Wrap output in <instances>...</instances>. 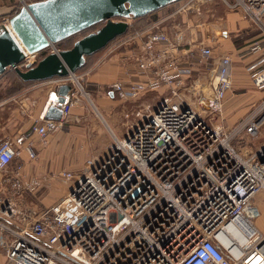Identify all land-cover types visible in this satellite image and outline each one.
Masks as SVG:
<instances>
[{
  "label": "built area",
  "instance_id": "obj_1",
  "mask_svg": "<svg viewBox=\"0 0 264 264\" xmlns=\"http://www.w3.org/2000/svg\"><path fill=\"white\" fill-rule=\"evenodd\" d=\"M196 2L186 0L176 13ZM223 2L259 24L237 55L264 92V0ZM118 38L113 50H126L118 57L126 81H115L108 93L127 102L155 93L161 101L122 138L112 133L107 152L87 159L79 173H58L66 194L37 212L17 205L43 185L25 168L87 97L85 75L68 72L48 81L52 96L67 87L60 120L36 119L14 140H0V251L6 263L264 264V233L254 226V198L264 191V143L252 149L264 130V98L228 129L217 122L232 87L230 56L216 59L214 67L210 47L180 49L158 23ZM38 55L9 71L33 68ZM196 69L202 76L191 88Z\"/></svg>",
  "mask_w": 264,
  "mask_h": 264
},
{
  "label": "rangeland",
  "instance_id": "obj_2",
  "mask_svg": "<svg viewBox=\"0 0 264 264\" xmlns=\"http://www.w3.org/2000/svg\"><path fill=\"white\" fill-rule=\"evenodd\" d=\"M13 1L14 2L12 3H15L14 5L16 8L22 6V1L25 4L29 3L27 0ZM199 1V11L194 9L192 10V13L196 16L201 14L199 17L203 19L202 22L215 24L216 28L213 32L221 31L224 34H228V32L231 31L229 28L230 22L228 20L230 15L233 17L237 16L239 18L237 24L239 22H246L249 25L246 30L240 33L241 35L239 38H232V44L236 49L247 46L252 41V38L258 34L259 24H254L240 9H228L223 0ZM175 7L176 6L171 7V10L168 9L166 12L164 11L166 9H164L159 12L158 15L161 16V14H169ZM5 18L6 17H0V25H3L2 22ZM145 22L146 20L136 23L134 21H128L129 31L126 34H132L133 32L138 31L145 25ZM262 23H264V17L262 19ZM80 38L82 37L80 36L78 39ZM120 40L121 39L119 38L115 39L101 51L96 52L88 58L86 57L84 67L81 68L80 71H76L77 75H85L83 77L82 85L85 93H87V97L82 99L80 107L71 109L69 120L55 135H59L61 137L59 138V141L62 143L61 145L65 152L59 156V160L61 164L68 162V166L58 169H36L34 166L36 163L35 161H33L35 163L32 162L33 164H29L25 168L27 171L26 173L41 179L43 182V185L38 193L27 196L29 202H33L41 207H48L60 201V199L66 194L67 186L57 178L58 173H75L79 171L78 169L84 168L87 159L91 157L103 156L113 142L112 133H114L117 137L122 138V136L129 133L131 128L129 126L131 124H135L145 114L154 110V108H156L158 103L161 101V97H157L155 93L146 94L135 101H122L116 95H107V85H97L95 83H91V80L95 79L99 70L106 67L109 68L110 65L106 66V64H113L115 59H118L121 54L125 53L126 50H124V48L113 50V48H115V44ZM227 44L230 45L228 40H222L218 47L221 46L222 49H225ZM218 47H215L214 49H217ZM57 50L61 51L64 49L57 48ZM45 52L49 54L51 53V50L47 49ZM40 59L41 57L38 55L35 61L38 62ZM233 61L232 87L226 95L222 117L217 122V124L219 122L223 123V125L228 129H233L239 121L245 119L251 112L252 107L257 105L260 97L259 91L255 88L250 77L245 71L243 59H241L236 53L233 57ZM22 63H24V60L21 64ZM24 66L17 70L21 72L27 71L24 70ZM7 72L9 74H6V76L0 79V103H4L10 99L20 98V91L34 84L31 82L25 86H20V88H18V85H10L11 82L8 80L11 81L13 75L17 76V74L15 71L8 70L5 73ZM117 80L119 79L116 78L112 81L110 80L108 83L111 84ZM2 118H6V116L2 115ZM50 141L45 149L49 147ZM257 147H259V138L253 142L252 149Z\"/></svg>",
  "mask_w": 264,
  "mask_h": 264
},
{
  "label": "water",
  "instance_id": "obj_3",
  "mask_svg": "<svg viewBox=\"0 0 264 264\" xmlns=\"http://www.w3.org/2000/svg\"><path fill=\"white\" fill-rule=\"evenodd\" d=\"M183 0H40L19 8H0V77L26 56L40 54L60 42L92 27L102 25L77 40L68 50L49 53L31 69L15 73L23 82H45L63 78L85 64V58L104 49L126 34L127 20H136ZM67 87H60L57 99L44 119L59 121L60 104Z\"/></svg>",
  "mask_w": 264,
  "mask_h": 264
},
{
  "label": "crops",
  "instance_id": "obj_4",
  "mask_svg": "<svg viewBox=\"0 0 264 264\" xmlns=\"http://www.w3.org/2000/svg\"><path fill=\"white\" fill-rule=\"evenodd\" d=\"M28 2H36L40 0H27ZM186 0L180 1L178 3L172 4L165 7V12L171 7L176 6L169 14H164L160 16L154 23H158L159 27L162 31H165L170 38L173 40H178L181 43L180 49H190L194 50L199 43H203L206 46L210 47L214 54V59L212 61V65L215 67L216 59L220 58L223 55L230 56L232 59V70H233V57L237 53L235 46L232 44V38H236L242 31L246 30L249 25L246 22H237L239 18L233 17L230 15L228 19L230 22L229 28L231 31L228 34H224L221 31H215L216 25L212 23L202 22V18L199 15H195L192 13V10L199 9V0L192 6L191 10L182 13H176L177 10L184 4ZM199 1V2H198ZM13 0H0V8H11L15 7V3ZM13 4V5H12ZM174 5V6H173ZM199 11V10H198ZM200 13V12H198ZM132 21V20H131ZM229 41L230 45L227 44L225 49H222L221 46L218 45L221 41ZM218 47L217 49H214ZM116 58V57H115ZM106 67L96 74L95 79L91 80V83H95L97 85H107L108 81H112L113 79L125 80L126 76L124 75V69L119 63L118 59H115L113 64H106ZM213 67V68H214ZM197 70V69H196ZM194 72L192 80H190L191 88H196L195 79L200 78L202 74L198 72V70ZM133 79L139 76L136 73V70L133 69L132 73ZM209 80L212 79V75L208 76ZM207 79V78H206ZM118 81V80H117ZM114 83V82H113ZM111 83V84H113ZM110 84V85H111ZM108 92V91H107ZM259 101L264 98V92H260ZM107 95L111 96L113 94L107 93ZM20 98L10 99L5 101L4 103H0V140H14L15 137L23 131H26L32 123L36 119H43L44 114L47 108L51 105L52 100V87L47 82H35L32 86L22 89L19 93ZM190 97L194 96L190 94ZM6 116V118H2ZM131 124V123H130ZM132 128V124L129 126ZM59 135L50 139V145L47 149H40L37 153V159L35 160L34 166L36 169H55V168H65L68 166V162L61 164L59 160V156L64 152L62 148V143H60ZM264 143V131L259 136V147ZM32 163V164H33ZM75 173H79L81 169ZM27 196H21L18 198L17 205L20 208L30 207L35 211H40L42 208L36 205L33 202H29ZM59 200V199H58ZM254 205L258 209V217L254 221V226L256 229L264 233V191L259 193L254 198ZM51 206V205H50ZM49 207V206H48ZM0 264H7L4 253L0 251Z\"/></svg>",
  "mask_w": 264,
  "mask_h": 264
},
{
  "label": "trees",
  "instance_id": "obj_5",
  "mask_svg": "<svg viewBox=\"0 0 264 264\" xmlns=\"http://www.w3.org/2000/svg\"><path fill=\"white\" fill-rule=\"evenodd\" d=\"M34 1H36V0H34ZM29 3H31V2H29ZM164 10V8L163 9H161V10H159V11H157V12H154V13H151V14H149V15H147V16H144V17H142V18H139V19H136V20H132V21H134L135 23L136 22H140V21H145L146 20V22H145V25L142 27V28H140L138 31H141V30H144V29H146L149 25H151V24H153L158 18H160V15H158V13L159 12H161V11H163ZM100 26L101 25H97V26H95V27H92V28H90V29H88V30H86V31H84V32H82V33H80V34H77V35H75V36H72V37H70V38H68V39H66V40H64V41H62V42H60L59 44H57L56 45V48H58V49H64V50H68V49H70L72 46H73V44L77 41V40H79L78 38L81 36V37H84L85 35H87V34H89V33H91V32H95L97 29H99L100 28ZM129 31V29L127 30V32ZM126 32V33H127ZM241 34H239L235 39H237V38H239V36H240ZM256 37V36H255ZM254 37V38H255ZM254 38H252V40L254 39ZM234 39V40H235ZM62 51V50H61ZM47 55V53L44 51V52H42V53H40L39 54V56L41 57V58H43L44 56H46ZM88 58V57H87ZM85 62H86V60H85ZM85 65V64H84ZM84 65H83V67H84ZM83 67H81V68H83ZM80 68V69H81ZM80 69L78 70V71H80ZM6 74H9L8 72L7 73H5L4 75H2L1 77H0V79L1 78H3L4 76H6ZM9 82H11L10 83V85H18L19 87L18 88H20V86H25L26 84H29V83H31V82H23V81H21L17 76H14L13 75V78H11V81L10 80H8ZM8 83V82H7Z\"/></svg>",
  "mask_w": 264,
  "mask_h": 264
},
{
  "label": "snow or ice",
  "instance_id": "obj_6",
  "mask_svg": "<svg viewBox=\"0 0 264 264\" xmlns=\"http://www.w3.org/2000/svg\"><path fill=\"white\" fill-rule=\"evenodd\" d=\"M56 99H57V97L55 96V94H53V96L51 97V100H52L53 102H55Z\"/></svg>",
  "mask_w": 264,
  "mask_h": 264
}]
</instances>
